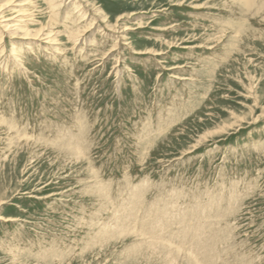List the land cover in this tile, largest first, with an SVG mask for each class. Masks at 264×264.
Masks as SVG:
<instances>
[{
  "label": "rangeland",
  "instance_id": "obj_1",
  "mask_svg": "<svg viewBox=\"0 0 264 264\" xmlns=\"http://www.w3.org/2000/svg\"><path fill=\"white\" fill-rule=\"evenodd\" d=\"M21 1L0 264H264V0Z\"/></svg>",
  "mask_w": 264,
  "mask_h": 264
},
{
  "label": "bare ground",
  "instance_id": "obj_2",
  "mask_svg": "<svg viewBox=\"0 0 264 264\" xmlns=\"http://www.w3.org/2000/svg\"><path fill=\"white\" fill-rule=\"evenodd\" d=\"M57 0H55L56 2ZM22 4L20 6H23L25 5V3L27 1H21ZM54 2V5H56V3ZM65 3V2H64ZM79 5V4H78ZM79 7V6H78ZM76 8V7H75ZM76 10V9H75ZM20 12L18 13L17 15V18H14V19H10V18H7L6 15H5V12L6 10L5 9H0V28H2L1 32L4 31V32H8V33H11L13 34V37L14 36H20V37H23V38H30V36L32 37H41L43 34L44 35H48V32H44L43 29H40L38 30L37 32L35 33H23V34H19L20 32V27L24 26L23 23L27 22V20L25 18H22V16H25L26 13L23 12L24 10H19ZM60 12V11H59ZM90 13V12H89ZM77 15V14H76ZM72 18V17H71ZM13 20V21H11ZM92 20V19H91ZM30 21V20H29ZM65 21V20H64ZM26 27V26H24ZM79 33V32H77ZM50 36V34H49ZM6 37V36H4ZM2 39V38H1ZM6 47V46H5ZM5 52V51H4ZM154 246H157L156 244H150V247H154Z\"/></svg>",
  "mask_w": 264,
  "mask_h": 264
}]
</instances>
